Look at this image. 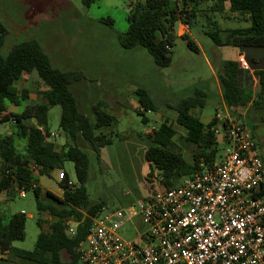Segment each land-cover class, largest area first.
Masks as SVG:
<instances>
[{"label":"trees","instance_id":"16d2710c","mask_svg":"<svg viewBox=\"0 0 264 264\" xmlns=\"http://www.w3.org/2000/svg\"><path fill=\"white\" fill-rule=\"evenodd\" d=\"M83 1L89 7L96 0ZM201 12L209 26L204 32L216 45L264 48V0H181V5L179 0H137L130 5L127 15L129 26L119 34L120 44L124 48L141 46L153 56L157 66L168 67L172 63V46L177 37L185 39L190 49L200 51L189 33H176V25L182 22L191 28L199 21ZM219 16L236 17L246 23L222 28ZM100 20L114 24L111 17ZM222 32H225L224 38ZM8 34L9 29L0 24V50ZM35 70L48 86L42 93L44 100L26 104L21 112L7 113L10 105L21 106L28 100L29 91L19 90L16 82ZM255 74L260 85L256 93L239 84L238 61L227 59L222 62L218 80L228 109L249 105L263 108L264 68ZM84 77L81 70H62L54 66L43 46L35 39L13 44L5 56L0 53L1 120H11L16 127L14 132L0 136V192L14 194L21 189H32L38 211L53 217L48 228H45L46 219L38 218L41 231L34 248L26 250L14 245L16 240L25 238L26 214L17 212L6 217L0 211V252L6 256L2 257L0 264H80L79 246L87 237L93 218L104 206L103 202L90 200L86 187L89 157L80 140L88 142L100 156L101 149L113 143V137L105 129L117 121L102 100L94 104L93 118L79 109L70 85ZM135 93L141 107L138 112L143 115V122L148 123L145 111H157L158 105L147 89L139 87ZM208 96L207 91L196 88L173 106L177 112V123L186 129V141L197 147L191 161L177 148L174 141L177 130L168 121H163L148 135L145 159L157 169L162 190L178 186L185 176L195 171L213 167L222 157L221 143L214 132L216 118L204 123L194 113L205 106ZM54 105H60L62 109L60 128L65 142L60 148L48 140L51 136L48 113ZM17 139L25 141L23 152L18 151ZM67 160L74 162L77 182L69 186V177L64 172L65 177L60 181L62 196L50 190L43 191L29 164L36 163L40 167L39 175H43L63 168ZM68 219L79 222L74 235L67 233Z\"/></svg>","mask_w":264,"mask_h":264},{"label":"rangeland","instance_id":"374dc122","mask_svg":"<svg viewBox=\"0 0 264 264\" xmlns=\"http://www.w3.org/2000/svg\"><path fill=\"white\" fill-rule=\"evenodd\" d=\"M135 1L96 0L87 7L83 0H0V24L9 29L0 53L5 56L13 44L35 39L43 46L54 66L84 73V78L70 85L83 113L93 118L94 104L101 100L107 103V110L117 118L112 127L105 129L113 137V143L102 148L98 156L88 142L80 140L89 157L86 187L92 202H103L108 208L121 209L131 217L118 232L125 240L139 242L140 236L148 229L140 215V202L154 188H161L157 169L145 159L148 135L163 121H168L177 130L174 137L177 148L184 152L188 161L192 160L197 147L186 141V130L177 123V112L173 106L197 88L209 94L205 106L194 111L201 121L208 123L215 111L223 110L216 75L218 77L222 62L231 58L232 46L214 43L204 32L209 26L201 12L199 21L187 31L200 51L190 49L185 39L177 37L172 46L171 65L159 67L145 48H124L120 44L119 34L129 26L127 15ZM179 2L181 5V0ZM105 17L114 19V24L100 20ZM218 21L222 28L246 23L236 17L219 16ZM179 30L180 23H177V34ZM222 35L224 38L225 32ZM16 86L19 90L27 89L29 98L21 106L10 105L7 113L21 112L26 104L42 102V93L48 88L36 70L22 77ZM259 86L257 82L255 93ZM139 87L147 89L158 105L157 111H145L148 123L143 122V115L138 112L141 107L135 90ZM244 110V116L235 113V117L255 135L264 161V102L263 108L250 106ZM61 112V106L54 105L48 113L51 133L48 140L57 148L65 142L60 128ZM15 130L12 121H2L0 114V136ZM24 145V140L17 139L18 151L23 152ZM223 152L221 144V156ZM61 172H66L71 182H77L74 162L67 160L63 168L38 176L43 191L50 190L62 196ZM0 211L6 217L17 212L26 214L25 238L14 242L16 247L26 250L34 248L41 231L38 218L46 219L45 228L53 219L50 214L38 211L32 189L25 190L24 196L20 190L14 194L0 192ZM63 257L66 259V254Z\"/></svg>","mask_w":264,"mask_h":264},{"label":"built area","instance_id":"2783aa9c","mask_svg":"<svg viewBox=\"0 0 264 264\" xmlns=\"http://www.w3.org/2000/svg\"><path fill=\"white\" fill-rule=\"evenodd\" d=\"M238 63L250 68L243 56ZM230 111L214 115V132L224 146L221 160L176 187L154 188L140 202L148 229L139 242L118 232L131 217L104 205L79 246L80 264H264V161L255 135ZM29 169L39 176L36 163ZM66 223L74 235L79 222Z\"/></svg>","mask_w":264,"mask_h":264},{"label":"crops","instance_id":"0c3cea01","mask_svg":"<svg viewBox=\"0 0 264 264\" xmlns=\"http://www.w3.org/2000/svg\"><path fill=\"white\" fill-rule=\"evenodd\" d=\"M184 31H189V28L187 25L180 23V30L178 32V35L182 34ZM231 48H232L231 54H230L231 58H227V59L238 61L240 56H243L250 62L249 69L244 70V69L239 68V84L243 87H248L254 91L255 84L259 82V80L256 78L255 72L257 70H261L264 68V48H259V47H255V48L254 47H250V48L231 47ZM218 81L219 80L216 75V83L220 91L221 106L223 107V110H221V112L226 113V111L229 109L227 108L226 104L223 101L221 87ZM250 106L251 105H249L248 107H245V109L248 110ZM243 109L244 107H236V108H232L230 112L233 116H235V113H239L242 116H244L246 114V111L245 110L243 111ZM216 112L217 111H215V113ZM215 113L213 114L212 118L214 117Z\"/></svg>","mask_w":264,"mask_h":264}]
</instances>
